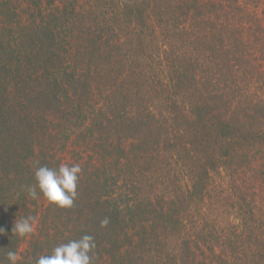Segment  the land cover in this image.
<instances>
[{
  "label": "trees",
  "instance_id": "obj_1",
  "mask_svg": "<svg viewBox=\"0 0 264 264\" xmlns=\"http://www.w3.org/2000/svg\"><path fill=\"white\" fill-rule=\"evenodd\" d=\"M242 1L0 0V264L86 234L93 264H264V29ZM69 147L73 206L31 199Z\"/></svg>",
  "mask_w": 264,
  "mask_h": 264
},
{
  "label": "clouds",
  "instance_id": "obj_2",
  "mask_svg": "<svg viewBox=\"0 0 264 264\" xmlns=\"http://www.w3.org/2000/svg\"><path fill=\"white\" fill-rule=\"evenodd\" d=\"M81 173L82 168L79 164L71 166L61 164L58 168L39 166L34 172L36 183L27 187V194L33 200L38 199L42 194L49 204L60 208H71L77 196V185ZM37 223L36 217L31 215L15 220L11 229L12 237H30L35 233ZM101 223L102 226L106 225L107 220ZM5 234V230L0 228V235ZM95 248L94 237L86 234L78 240L59 244L51 254L39 256L36 264H93ZM6 256L10 264H18L20 260V256L15 251H8Z\"/></svg>",
  "mask_w": 264,
  "mask_h": 264
},
{
  "label": "rangeland",
  "instance_id": "obj_3",
  "mask_svg": "<svg viewBox=\"0 0 264 264\" xmlns=\"http://www.w3.org/2000/svg\"><path fill=\"white\" fill-rule=\"evenodd\" d=\"M243 3H246V4H249L253 7V5L257 4L256 6V11L258 12L260 18L262 19V22L263 24L260 26L261 27V30L264 29V12H262V9L264 10V0H243L242 1ZM262 12V13H261ZM256 33H261L260 32H256ZM262 33H264V31H262ZM261 33V34H262ZM71 147H69L68 150H66V152H64L62 155V163L61 164H64V163H67V165H70L71 164H74L73 161H75V155L74 153L75 152H71ZM25 242H23L19 248H18V252H23V250L26 248V244H24Z\"/></svg>",
  "mask_w": 264,
  "mask_h": 264
}]
</instances>
